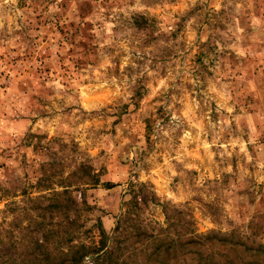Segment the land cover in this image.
<instances>
[{"label": "rangeland", "instance_id": "obj_1", "mask_svg": "<svg viewBox=\"0 0 264 264\" xmlns=\"http://www.w3.org/2000/svg\"><path fill=\"white\" fill-rule=\"evenodd\" d=\"M65 186L83 264H264V0H0L1 264Z\"/></svg>", "mask_w": 264, "mask_h": 264}, {"label": "trees", "instance_id": "obj_2", "mask_svg": "<svg viewBox=\"0 0 264 264\" xmlns=\"http://www.w3.org/2000/svg\"><path fill=\"white\" fill-rule=\"evenodd\" d=\"M143 19V22L146 26H151L150 21L147 18H141ZM140 24V23H139ZM98 184V182H95ZM83 185L87 186L88 183H83ZM71 186H65L63 192H53L51 196H40L37 198H30L28 196V201H30V204H37L39 205L37 207L38 210L46 213L50 212L53 216L52 223L57 226L56 230L40 228L36 232H34V236L30 239H27V237H24V242L27 244H33L35 246V249L38 250V253H35L37 257H44L45 259L52 258L48 252L49 250V238L48 237H54L57 236L58 240L56 241L58 243L57 248L58 249V255L55 257H60L62 260L61 264H83L88 258V256L95 255L99 253L100 251H103L106 249V243L102 245L103 242H100L101 246L100 248H92L90 246H87L85 244H75L74 243V233H76L77 227H78V219L73 218L74 213H80L82 208L80 203L77 201L75 197L72 196L70 188ZM59 196H66L65 199L58 198ZM44 200H48V207L45 206L43 203ZM41 203V204H38ZM87 203H85V206ZM37 210V211H38ZM38 211L39 213H41ZM38 218V216L36 215ZM58 218L57 222H54V219ZM59 227V229H58ZM44 231L41 236H37L39 234V231ZM101 234H104V231L101 232ZM255 239L258 238L257 235H253ZM215 241L214 243L217 244H226L229 242V238L224 236H215L212 237ZM211 237L207 238L208 240H213ZM231 244H233L234 247H238L240 244V241L236 240H230ZM182 246L188 245V244H195V245H202V238L200 239H190L187 242H183V240H179ZM176 242H172V244H167L169 248H171ZM98 249V252H97ZM166 251V250H163ZM257 253L264 252V245L261 244L259 249H255ZM162 251L160 249L154 252V254L157 256V254L160 253L159 257L161 256ZM113 253V250L108 249L102 257L106 258L109 257ZM213 259L216 255L221 256V253H212ZM167 257L162 259L164 263H166ZM209 255L207 257H203V262H200L199 264H208L207 260L209 259ZM223 258V256H221ZM214 262H211L212 264H218L219 262H216V260H213ZM14 261L11 260L12 264ZM1 264V263H0Z\"/></svg>", "mask_w": 264, "mask_h": 264}]
</instances>
